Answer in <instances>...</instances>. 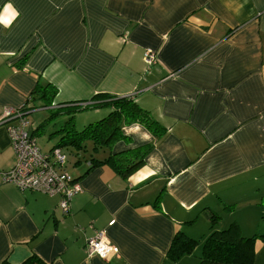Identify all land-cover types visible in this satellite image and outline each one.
Returning a JSON list of instances; mask_svg holds the SVG:
<instances>
[{"label": "crops", "instance_id": "0c3cea01", "mask_svg": "<svg viewBox=\"0 0 264 264\" xmlns=\"http://www.w3.org/2000/svg\"><path fill=\"white\" fill-rule=\"evenodd\" d=\"M45 84L56 89L46 106ZM99 95L133 97L163 133L122 127L112 153L152 144L127 177L74 161L81 189L63 214L58 195L2 180L15 160L6 130L15 121L0 125V262L197 264L211 212L215 229L264 231V0H0V116L56 111L65 116L54 130L68 111L88 109L91 123L110 110ZM179 232L198 243L171 260ZM97 234L118 253L88 255ZM252 264H264L261 239Z\"/></svg>", "mask_w": 264, "mask_h": 264}, {"label": "trees", "instance_id": "16d2710c", "mask_svg": "<svg viewBox=\"0 0 264 264\" xmlns=\"http://www.w3.org/2000/svg\"><path fill=\"white\" fill-rule=\"evenodd\" d=\"M40 98L45 106L50 105L56 94V89L50 84L41 86ZM104 98L102 103L110 107L109 112L101 119L88 123L80 130L58 123L60 132L53 147L71 149L75 156V163L89 162L88 171L100 165H108L127 177L143 165L144 156L152 148V144H145L133 149L112 153L113 144L125 136L122 127L139 123L149 130L155 137L163 133V127L155 121L150 113L141 108L130 96L99 95ZM56 111H52L51 116ZM67 113H70L69 111ZM55 132V133H56ZM107 151L105 157H99L100 152ZM218 214H208L211 232L205 237L201 246V255L197 264H252L254 259V242L256 239L264 241V231L251 236H243L237 223L232 222L222 229H215ZM197 241L185 236L182 232L176 233L172 239L167 257L176 260L182 255L190 254L197 246ZM0 264H10L4 260ZM20 264H45L36 255H31Z\"/></svg>", "mask_w": 264, "mask_h": 264}, {"label": "built area", "instance_id": "2783aa9c", "mask_svg": "<svg viewBox=\"0 0 264 264\" xmlns=\"http://www.w3.org/2000/svg\"><path fill=\"white\" fill-rule=\"evenodd\" d=\"M143 60L147 65L152 64L155 61L154 52L146 49ZM12 120L15 123L7 124ZM4 124H7L6 130L15 160L12 167L2 174V180L14 184L20 190L58 195L59 207L63 214H67L71 198L80 191L81 186L64 169L66 155L58 147H53L46 153L40 150L28 129L23 110L5 108L0 116V125ZM85 246L88 255H96L103 260L118 253V248L101 234L88 238Z\"/></svg>", "mask_w": 264, "mask_h": 264}, {"label": "rangeland", "instance_id": "374dc122", "mask_svg": "<svg viewBox=\"0 0 264 264\" xmlns=\"http://www.w3.org/2000/svg\"><path fill=\"white\" fill-rule=\"evenodd\" d=\"M86 110L88 109L78 110L75 111L74 114L73 112H70L71 114L68 117L66 116L65 122H68V125H71V128L75 130L82 129L84 126H86L89 123L86 116L87 114L84 113L87 112ZM49 112L50 114L52 113L51 110L50 111L46 109L37 110L36 112L30 114L27 120L29 131H31V128H33V124L43 126L42 132L36 134L35 139L40 150L45 153L51 150L58 140V138H56V135L54 134L56 130L59 129V125H56V127L54 125V130H53V123L60 120L64 115V114L54 115L50 120H47L49 118ZM65 122L63 123L60 122V123L64 124ZM60 149L66 155V163L64 165V169L69 174L72 168H74L75 166L74 165L75 156L72 154L71 149L63 148V147H61Z\"/></svg>", "mask_w": 264, "mask_h": 264}, {"label": "clouds", "instance_id": "9594fccd", "mask_svg": "<svg viewBox=\"0 0 264 264\" xmlns=\"http://www.w3.org/2000/svg\"><path fill=\"white\" fill-rule=\"evenodd\" d=\"M144 138H145V139H147V138H148V137H147V134H145Z\"/></svg>", "mask_w": 264, "mask_h": 264}]
</instances>
